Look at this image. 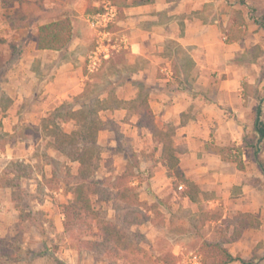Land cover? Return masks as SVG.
Returning <instances> with one entry per match:
<instances>
[{
	"label": "rangeland",
	"instance_id": "rangeland-1",
	"mask_svg": "<svg viewBox=\"0 0 264 264\" xmlns=\"http://www.w3.org/2000/svg\"><path fill=\"white\" fill-rule=\"evenodd\" d=\"M235 1L248 4L251 17L262 23L264 0ZM44 5L42 3V7ZM26 7V4L21 5V0H0V21L19 26L27 19ZM36 16L38 14L29 15L30 22H37ZM118 18L117 10L116 20L109 29L121 35L124 33L116 29ZM85 24L92 35L79 77L83 91L45 117H39V121L37 114L42 109L35 104V97L16 104L6 95L9 70L13 69V85L22 82L18 69L22 50L20 44L8 42L4 29L0 30V264H177L192 254L202 259L200 247L203 244H220L239 258L250 259L263 254L264 235L263 230H259V213H232L230 202L200 187L190 186L185 190L194 197L192 200L182 194L181 188L176 189L172 181L166 183V173L155 169L153 162H161L160 147L166 149L169 159L184 150L173 139L174 126L160 128L153 123L150 130L135 126L131 121L133 103L116 100L118 85L128 77L125 69L116 66L126 48L111 51L97 71L89 72L88 56L95 49L97 38L88 18ZM32 69L39 77L41 71L35 66ZM44 69L45 77L49 76L51 67ZM15 92L12 90L13 94ZM104 93L107 99L102 102L99 97ZM242 95L243 98L254 95L257 101L264 99V92L254 90L242 91ZM120 108L127 112L124 117L113 112ZM109 116L112 119L100 126L103 132H97L96 148L92 152L98 154L95 180L103 182L104 190L113 192L111 185L123 175L120 183L130 182L129 186L135 188L130 195L136 196L138 202L130 199L129 208L121 203V209L116 210L111 202H99L97 196H92V206L101 213V217L94 219L99 221L94 220L93 228H89L88 223L75 226L69 229L73 233L68 234L63 227L62 206L74 199L73 189L80 177L79 164L67 156L71 147L64 135L75 125L78 128V124L80 127L88 120L111 118ZM252 137V133L245 132L239 140L230 141L222 148L226 156L240 151L241 158L248 157L249 170L247 175H242L246 178L243 182L247 193L253 194L259 202L264 196V175L256 167L253 152L248 147ZM209 146L214 148V142ZM262 150L260 156L264 160V145ZM146 163L153 167L136 170L138 164ZM227 172L234 171L228 169ZM150 178L157 183L148 188L146 181ZM137 208L149 214L152 221L127 226L129 221L135 220L132 211ZM98 223L100 232L96 227ZM79 237L101 242V246L93 253L79 250ZM168 254L176 260L167 257L168 262L164 263Z\"/></svg>",
	"mask_w": 264,
	"mask_h": 264
},
{
	"label": "crops",
	"instance_id": "crops-1",
	"mask_svg": "<svg viewBox=\"0 0 264 264\" xmlns=\"http://www.w3.org/2000/svg\"><path fill=\"white\" fill-rule=\"evenodd\" d=\"M105 1L118 10L116 29L127 38V47L116 66L125 69L128 77L118 85L116 100L132 103L143 90L153 123L160 128L174 126L173 139L184 147L176 157L177 166L191 186L220 194L232 205V213H259V230L264 235V196L256 201L243 182L246 178L242 175L249 170L248 157L242 156L245 170L239 171L236 164L223 161L217 151L226 143L239 140L245 132L253 133L258 106L264 123V99L242 97L246 90L264 92V29L254 22L248 4L235 0H21V5L28 8L27 19L19 26L0 21L5 39L20 44L22 50L18 67L22 82L13 85V69L9 70L6 95L16 104L35 97V104L42 109L38 111V121L79 95L83 91L79 77L92 35L85 18L87 21ZM35 14L37 22H30L29 15ZM64 18L70 20L72 27L68 46L56 51L38 50L37 27ZM33 66L41 71L39 77ZM50 67L52 71L45 77L44 68ZM99 99L103 102L107 94ZM123 108L113 112L124 117L127 112ZM186 114L190 115L184 119ZM107 117L100 121L105 124L112 119ZM132 119L137 128L148 129L137 125L139 115L133 113ZM76 129L75 125L65 131L70 134ZM148 135L151 138L150 132ZM212 141L214 148L209 146ZM163 151L160 147L161 162L153 164L157 171L166 173V183L172 184L174 179L168 176ZM150 167L147 163L138 164L136 170ZM256 167L259 169L257 163ZM228 169L234 172L229 174ZM155 183L153 178L146 181L148 188ZM150 221L151 216L147 222ZM260 256L264 253L240 259L248 261Z\"/></svg>",
	"mask_w": 264,
	"mask_h": 264
},
{
	"label": "trees",
	"instance_id": "trees-1",
	"mask_svg": "<svg viewBox=\"0 0 264 264\" xmlns=\"http://www.w3.org/2000/svg\"><path fill=\"white\" fill-rule=\"evenodd\" d=\"M254 22L264 29V18L261 23L254 17ZM37 31L36 48L38 50H62L68 46L72 39V27L70 20L67 18L39 25ZM132 103L134 105V113L140 116L137 125L151 129L153 126V114L147 104L146 98L140 95L137 100ZM79 125L80 124H78V128L75 131L64 135L68 140V145L71 147L67 156L79 164L77 174L80 177L73 189L74 199L70 203L62 206L64 215L63 227L68 234L72 232L69 229L86 223H88L87 225L89 228H93L94 217L98 215L101 217V213L96 211L91 204L92 196H97L99 202H111L116 210L121 209V203L125 204L126 209L129 208L130 199H133L134 202H138V199L135 198L136 196L130 195V191L135 189L129 186L130 182L120 183L124 180L123 175L116 178L115 183L111 185V189L114 190L113 192L104 190L103 182L95 180L94 176L98 170V154L96 155L93 153L94 148H96L97 132L100 130V126L104 124L96 119L88 120L85 124L80 126L82 128H80ZM252 136L248 147L251 148L254 160L264 175V160H262L259 155L264 145V123L262 121L260 106L256 108ZM165 150L164 148L163 163L166 164L168 176L174 179L173 184L176 189L181 188L183 190V195H187L190 199L194 200V197L189 194V191H185L191 186V183L178 168L176 158L173 156V158H167ZM217 151L221 155L223 161L236 164V168L239 171L245 170L240 151H233L229 156L224 154V148H218ZM171 161H173V163H171ZM136 168H138V165ZM183 186L186 188L184 187V189ZM132 214L136 221H129L127 226L142 224L150 220V216L139 208L133 210ZM95 221L97 223L99 220ZM96 225L97 230L100 232V223ZM77 242L79 243L77 249L90 253L96 252L97 248L101 246V242L88 239L87 237H79ZM200 251L202 253V264H230L236 261L241 262V264H264V256L256 257L248 261L242 260L237 256H233L220 244H203L200 247ZM112 252H114V250ZM165 257L166 260L164 259V263L168 262L167 257L172 261L176 260V257L172 254H168ZM169 264H172V262Z\"/></svg>",
	"mask_w": 264,
	"mask_h": 264
},
{
	"label": "built area",
	"instance_id": "built-area-1",
	"mask_svg": "<svg viewBox=\"0 0 264 264\" xmlns=\"http://www.w3.org/2000/svg\"><path fill=\"white\" fill-rule=\"evenodd\" d=\"M116 8L110 2H104L97 12L88 16V22L96 33V47L88 56V71H97L103 59H107L111 51L127 47V38L124 34L117 35L109 28L115 22ZM117 37H116V35ZM112 38H115L112 40ZM199 255L192 254L183 258L177 264H202Z\"/></svg>",
	"mask_w": 264,
	"mask_h": 264
}]
</instances>
